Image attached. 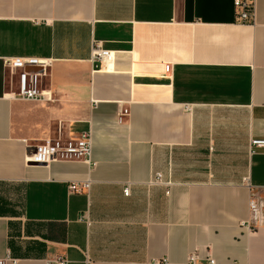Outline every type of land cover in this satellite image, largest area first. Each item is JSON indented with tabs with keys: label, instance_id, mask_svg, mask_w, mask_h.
Listing matches in <instances>:
<instances>
[{
	"label": "crops",
	"instance_id": "obj_1",
	"mask_svg": "<svg viewBox=\"0 0 264 264\" xmlns=\"http://www.w3.org/2000/svg\"><path fill=\"white\" fill-rule=\"evenodd\" d=\"M253 1L243 19L236 0H0V259L264 264V211L246 225L248 183L264 196V151H251L264 139V0ZM8 59L49 61L55 101L12 96ZM87 131L91 163L26 162Z\"/></svg>",
	"mask_w": 264,
	"mask_h": 264
},
{
	"label": "built area",
	"instance_id": "obj_2",
	"mask_svg": "<svg viewBox=\"0 0 264 264\" xmlns=\"http://www.w3.org/2000/svg\"><path fill=\"white\" fill-rule=\"evenodd\" d=\"M236 7L242 10L241 17L246 19L254 15L253 0H236ZM107 53L102 51L97 45L94 49L93 60L100 61L107 57ZM6 67L10 70L12 76L18 77L17 92L11 95L24 100L41 101L52 103L55 101L54 94L51 90L46 89L42 79L46 75V69L50 66L49 61L38 59H8L5 62ZM38 69L28 71L27 69ZM264 151V139H254L251 141V151ZM92 156V135L90 131L84 132L80 140L70 142L68 144H60L46 142L42 146L35 148L34 152L26 156L28 164L49 165L52 162L59 160H81L86 163H91ZM250 192L249 211L250 221L246 223L248 226H256L262 223V213L264 211V196L258 193V189L248 183ZM90 189L89 182H72L69 185L71 193H82ZM128 194V190L125 191ZM7 259H0V264H7ZM55 264H69L64 258L54 261ZM209 264H215V261L210 259ZM160 264V263H157ZM190 264H195V257L190 258Z\"/></svg>",
	"mask_w": 264,
	"mask_h": 264
},
{
	"label": "water",
	"instance_id": "obj_3",
	"mask_svg": "<svg viewBox=\"0 0 264 264\" xmlns=\"http://www.w3.org/2000/svg\"><path fill=\"white\" fill-rule=\"evenodd\" d=\"M27 70H28V71H31V70H33V71H34V70H38V69H30V68H28Z\"/></svg>",
	"mask_w": 264,
	"mask_h": 264
}]
</instances>
